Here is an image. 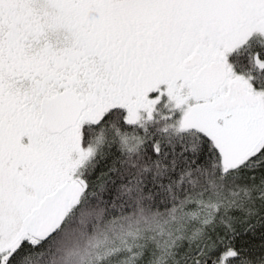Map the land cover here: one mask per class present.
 <instances>
[{
	"label": "snow or ice",
	"instance_id": "snow-or-ice-1",
	"mask_svg": "<svg viewBox=\"0 0 264 264\" xmlns=\"http://www.w3.org/2000/svg\"><path fill=\"white\" fill-rule=\"evenodd\" d=\"M0 264H264V0H0Z\"/></svg>",
	"mask_w": 264,
	"mask_h": 264
}]
</instances>
